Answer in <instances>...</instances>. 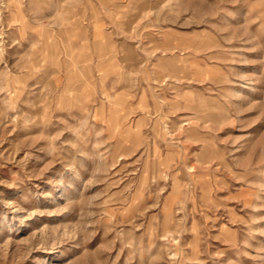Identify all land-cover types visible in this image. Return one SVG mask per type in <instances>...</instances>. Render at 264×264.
<instances>
[{
  "label": "rangeland",
  "instance_id": "obj_1",
  "mask_svg": "<svg viewBox=\"0 0 264 264\" xmlns=\"http://www.w3.org/2000/svg\"><path fill=\"white\" fill-rule=\"evenodd\" d=\"M0 264H264V0H0Z\"/></svg>",
  "mask_w": 264,
  "mask_h": 264
}]
</instances>
